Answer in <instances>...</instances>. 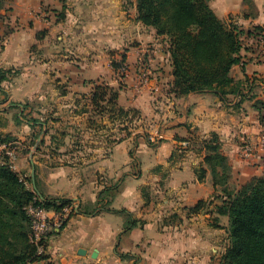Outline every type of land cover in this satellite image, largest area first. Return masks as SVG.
<instances>
[{"label":"crops","instance_id":"crops-1","mask_svg":"<svg viewBox=\"0 0 264 264\" xmlns=\"http://www.w3.org/2000/svg\"><path fill=\"white\" fill-rule=\"evenodd\" d=\"M9 1L13 29L0 28V70H17L0 82V141H27L40 131L29 153L16 154L15 168L28 176L34 165L36 193L76 206L66 225L48 236L47 257L28 264H220L228 216L215 209L222 192L204 161L205 142L217 134L232 179L243 183L264 174V150L249 157L241 150L244 139L257 141L264 133L263 42L245 39L225 97L213 91L178 97L171 91L168 39L138 19L137 0H63L69 39L58 44L37 40L49 27L45 0ZM252 1L255 12L246 0L210 4L223 20L236 15L245 29L264 28V0ZM123 57L128 85L120 88L117 106L136 112L105 109L107 119L92 101L94 87L103 79L119 85L112 62ZM27 113L37 119H24ZM159 125L164 139L153 144L146 135ZM188 137L200 147L180 154ZM202 167L207 172L199 179ZM200 200L208 201L209 212L191 210ZM122 209L138 220L124 234L127 215L113 211Z\"/></svg>","mask_w":264,"mask_h":264},{"label":"trees","instance_id":"trees-1","mask_svg":"<svg viewBox=\"0 0 264 264\" xmlns=\"http://www.w3.org/2000/svg\"><path fill=\"white\" fill-rule=\"evenodd\" d=\"M137 10L139 20L168 39L174 77L171 91L178 97L206 91L225 97L235 82L233 66L243 62L245 39H264L263 27L254 25L245 29L223 20L212 8L210 0H137ZM113 65L115 68L125 66V58L113 61ZM13 71L16 69L0 70V82L14 75ZM119 90L109 84H97L92 101L99 106L100 101L108 99L110 111L123 113L125 110L117 106ZM125 112L136 110L129 108ZM205 148L204 161L212 173L214 185L222 192L218 196L221 202L215 206L216 212L228 216L229 244L222 256V264H264V174L252 176L234 187L231 185L232 164L223 152L217 134L205 142ZM206 172L207 168L202 167L199 179ZM32 202L59 209L74 201L62 197L40 200L19 172L7 161L1 162L0 264H28L47 257L45 253H39V243L32 239V222L25 209ZM206 203L208 201L200 200L191 210H198ZM113 211L127 215L122 234L138 225V220L127 209Z\"/></svg>","mask_w":264,"mask_h":264},{"label":"rangeland","instance_id":"rangeland-1","mask_svg":"<svg viewBox=\"0 0 264 264\" xmlns=\"http://www.w3.org/2000/svg\"><path fill=\"white\" fill-rule=\"evenodd\" d=\"M0 3H1V5H0V28L2 26H4L5 31L12 30L13 28H12L10 22H8V21L11 19V14H12L11 10L14 8V6H13V4L10 1L8 2V0H4V2L0 1ZM62 3H63V0H48L47 2L45 0V2L44 1L41 2L42 12L45 13V15L43 16V19H44L43 21H45V23L48 24L49 27H45L44 29H41L38 32L37 40H39V42L42 43L44 39L48 38L50 44H54V43L58 44V43H62L64 41L65 37H67V39H69V36H64V35H66V32L64 31V28L62 27V24L66 21V8H65V6L64 7L62 6ZM248 3L250 4V8L248 10L251 11V12H255L256 11L255 6L251 3L250 0H248ZM228 20L230 22L235 23V22L239 21V18L236 15H230L228 17ZM31 23H33V21ZM63 26H64V24H63ZM0 39H2L1 35H0ZM39 42L36 43L34 46H32V50H31L32 52L38 53V51L40 50V45H39L40 43ZM112 66L114 67V69L116 71V75H117V79L119 81V85H117V86L116 85H112V84L109 83V81L107 79H103V80L97 81L96 85L98 83L99 85L100 84H103V85H108L109 84V86H114L116 88H125V87H127L128 84H126L122 80V78L123 77L125 78V76H126V73H123V71H122V68L124 66H121L119 68H115V66L113 65V62H112ZM125 66L127 67L126 64H125ZM13 74H16V72H14ZM143 80L146 81L147 77H144ZM62 84L63 83H60L59 85L61 86L62 89H64V87H62V86H67V84H65V85H62ZM107 97H108V95H107ZM68 100H70V99H68ZM99 104L102 107H104V108H99V112L98 113L99 114L100 113H104L106 115L105 117L107 119H109V116H110L111 112H105L106 111L105 109L111 110V107H110L111 103L108 102V99H105L104 101H100ZM47 115H48L47 119H50L53 116L51 114V112H47ZM22 117L24 119L28 120V121L32 120L33 118L37 119V117L31 116L28 113L26 115L22 114ZM98 118H99V116H98ZM156 133H161L162 135L156 141H152L151 139H149V135L156 134ZM39 134H40V131L36 130L35 133H34V136H32L33 138L29 137L27 141H23L20 138L18 139L16 136H13L12 137L13 139H9V141L10 140L19 141L17 144H14L15 146H18L17 153L18 154H27V153H29L31 151V149L29 148V145H32V143H35V142L37 143V138H38ZM146 136H147V140L152 142L153 144L154 143H156V144L159 143L160 141H162L164 139L162 126L159 125L158 130H156L154 132H148ZM14 137H16V138H14ZM190 138H192V140H193V146L191 148H189V149L182 148L181 151H180V154H186L187 150L190 151L192 149H196L197 147H200V145L195 141V139L193 137H190ZM4 140H6V139H4ZM27 174H28V176L24 177L26 182H27V185L29 187H31L36 192V189L34 188V183H33L31 172L28 170ZM241 182L242 181H239L238 179L234 178V179H232L231 185L234 186V187H236V186L238 187L239 185L242 184ZM219 199H216V200H219ZM203 206H204L203 211L207 210V212H209L210 209H208V207H209L208 203L204 204ZM213 219L214 218L211 216L210 220H211L212 224L216 222V221L213 222ZM174 222H176V221H174ZM226 238H228V237H226ZM228 244H229V241H227V243H226V248H227ZM224 252H223V254H224ZM219 258L221 260L220 264H222V257H219ZM137 264H143V263L138 261ZM181 264H191V263L187 259L186 261L182 262Z\"/></svg>","mask_w":264,"mask_h":264},{"label":"built area","instance_id":"built-area-1","mask_svg":"<svg viewBox=\"0 0 264 264\" xmlns=\"http://www.w3.org/2000/svg\"><path fill=\"white\" fill-rule=\"evenodd\" d=\"M260 41L264 44V39ZM127 67L122 68L123 73H126ZM162 134L156 133L149 135V139L156 141ZM18 142L12 141H0V154L3 162L7 161L12 169L15 171V157L17 154ZM181 146L184 149H189L193 146L192 138L188 137L181 141ZM258 149L264 150V133L259 135V139L254 141L252 139H244L241 144V150L244 156L249 157L258 151ZM18 172V171H17ZM20 174V172H19ZM21 179L25 180V176L20 174ZM26 182V180H25ZM27 183V182H26ZM38 198H42L37 194ZM28 216L32 222V239L39 243V253H45L46 240L52 233L61 230L70 219L71 215L76 211V206L71 204H65L59 209L48 208L41 203L32 202L25 207ZM31 263V262H30Z\"/></svg>","mask_w":264,"mask_h":264},{"label":"water","instance_id":"water-1","mask_svg":"<svg viewBox=\"0 0 264 264\" xmlns=\"http://www.w3.org/2000/svg\"><path fill=\"white\" fill-rule=\"evenodd\" d=\"M33 181H35V166L33 165ZM37 194L40 195V193L37 191ZM40 197L43 199L44 197L40 195Z\"/></svg>","mask_w":264,"mask_h":264}]
</instances>
